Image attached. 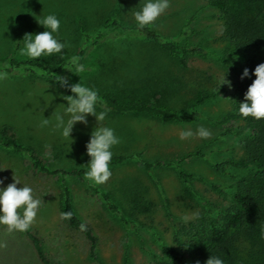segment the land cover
Instances as JSON below:
<instances>
[{
    "label": "rangeland",
    "instance_id": "374dc122",
    "mask_svg": "<svg viewBox=\"0 0 264 264\" xmlns=\"http://www.w3.org/2000/svg\"><path fill=\"white\" fill-rule=\"evenodd\" d=\"M111 18L119 27L105 24ZM142 25L202 54H167L131 29ZM226 47L219 12L205 0H0V128H13L50 168L84 170L42 174L26 155L0 146V209L20 215L49 264H154L163 247H175L180 223L229 205L230 175L244 172L219 174L214 165L239 158L249 131L235 135L244 127L236 117L219 124L231 112L219 61ZM9 58L39 60L48 70L14 67ZM90 92L177 111L197 92L211 98L194 108L200 118L168 121L102 111ZM119 155L123 163L97 168ZM64 188L95 238L93 259L83 234L62 222ZM0 264H42L20 228L2 217Z\"/></svg>",
    "mask_w": 264,
    "mask_h": 264
},
{
    "label": "trees",
    "instance_id": "16d2710c",
    "mask_svg": "<svg viewBox=\"0 0 264 264\" xmlns=\"http://www.w3.org/2000/svg\"><path fill=\"white\" fill-rule=\"evenodd\" d=\"M216 9L222 22L223 36L227 44L219 58L225 69V78L230 86L231 112L219 124L239 118L243 128L236 136L249 134L242 143V154L236 159H226L214 165V170L225 174L226 170L244 172L230 175V203L223 210L205 215L198 214L194 220L180 223L173 235L174 248L163 247L164 259H154V264H264V0H205ZM106 25L119 27L116 18L106 19ZM137 35L170 55H200L199 48H185L173 41H163L158 33L148 26L132 27ZM87 39V34H83ZM87 49L78 54L77 63L85 58ZM52 60H58L53 57ZM11 66H26L48 70L39 60L17 61L9 58ZM64 91L74 92L54 74L51 76ZM79 94V93H78ZM81 95V94H79ZM96 108L113 114H146L168 121L194 120L200 118L194 108L211 98L208 93L197 92L187 109L172 110L145 102H122L106 92H90L86 95ZM226 129L225 133H229ZM0 146L27 156L33 170L50 176H81L83 169L66 171L47 166L30 146L17 141L15 131L9 126L0 128ZM126 157H107L97 168L121 164ZM149 171L151 165L144 163ZM223 193L221 187H213ZM108 210L117 212L106 196L102 197ZM62 222L71 230L80 231L89 243L90 258H94L95 238L88 225L74 213L71 197L64 188L61 201ZM0 217L15 223L30 242L36 257L42 264H49L43 253L40 239L26 225L20 215L0 209Z\"/></svg>",
    "mask_w": 264,
    "mask_h": 264
}]
</instances>
